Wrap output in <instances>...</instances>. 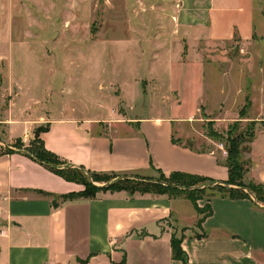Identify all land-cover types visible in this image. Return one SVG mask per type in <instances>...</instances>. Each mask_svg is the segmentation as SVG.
<instances>
[{
    "label": "crops",
    "instance_id": "crops-1",
    "mask_svg": "<svg viewBox=\"0 0 264 264\" xmlns=\"http://www.w3.org/2000/svg\"><path fill=\"white\" fill-rule=\"evenodd\" d=\"M176 1L173 25L191 32L189 37L211 42L237 38L240 43L259 37L264 47L263 0ZM257 69L264 74V64L252 73ZM250 100L262 109L247 119L256 127L246 152L245 179L264 185V77L253 80ZM30 108L19 114L5 111L0 124L6 126V138L27 145L34 127L46 119L39 134L44 148L70 165L144 178L178 173L215 185L228 179L224 160L181 144L174 137L175 120L164 113L128 117L115 131L105 132L99 129L104 118L65 112L47 118L40 110L32 117ZM83 189L24 150H1L0 264H264V204L251 197L198 199L196 206L206 204L208 213L197 211L183 196L168 194L121 190L57 197ZM173 237L180 239L185 261L173 256Z\"/></svg>",
    "mask_w": 264,
    "mask_h": 264
},
{
    "label": "rangeland",
    "instance_id": "rangeland-1",
    "mask_svg": "<svg viewBox=\"0 0 264 264\" xmlns=\"http://www.w3.org/2000/svg\"><path fill=\"white\" fill-rule=\"evenodd\" d=\"M176 2L0 0V122L7 109L19 114L29 103L32 117L40 110L47 118L65 112L107 119L99 125L105 132L128 117L164 113L175 120L174 137L181 144L224 161L235 144L239 160L247 161L249 143L242 136L255 129L256 122L247 119L262 109L250 105L252 82L264 77L258 69L252 73L264 64L262 40L197 41L173 25ZM260 14L264 18V0ZM1 125V150L8 147L5 140L26 147L7 139ZM40 125L30 141L48 121ZM245 174L241 181L248 184ZM196 186L203 188L191 196L198 199L228 194L207 180ZM194 208L208 210L206 204Z\"/></svg>",
    "mask_w": 264,
    "mask_h": 264
},
{
    "label": "trees",
    "instance_id": "trees-1",
    "mask_svg": "<svg viewBox=\"0 0 264 264\" xmlns=\"http://www.w3.org/2000/svg\"><path fill=\"white\" fill-rule=\"evenodd\" d=\"M246 103L249 105L248 101ZM239 113V115L241 116V112ZM236 122H239V120L234 121V129H236V127L238 126ZM45 128L40 129V127H37V129L34 131L35 140L33 142L29 141V144L26 145V147L16 146V148L14 149L6 147L4 151L8 152L12 150H24L26 154H28L31 158L44 164L48 169L60 175L64 179L75 181L84 185V189L80 192L68 193L57 196L58 198H61L63 200L73 199L77 197H93L99 191L113 192L125 190L130 194L138 192L168 194L169 196H175L177 194L186 192L187 194L191 193L190 196L188 195L187 197L191 201L193 206L197 207L196 200L199 197H191L194 196V194L200 193L203 190V188L196 186L197 182L207 180L213 183L212 180L207 178L192 175H182L178 173H172L168 176V178H165L162 173H159L160 179L156 180L154 178H144L138 175L126 173H97L92 172L90 170H86L83 166L70 165L66 161L60 159L58 156L44 148L43 142L39 134ZM215 134L217 138L222 137L220 133ZM242 137L247 138L248 143L251 142L254 137L253 128L251 129L250 134H245ZM35 143L37 145H35ZM248 149L249 146L246 147V151H248ZM238 155L239 153L237 149L235 150V144H232V147L227 150V159L226 161H224V165L228 169V179L224 181L223 185H215V187L221 188L225 192H228L227 195L232 198L247 197L249 194L244 191V188H246L249 193L254 194L256 203L260 202L264 204V185L260 183L256 184L251 181H249L250 183L245 184L243 183V181H241L243 173H246L248 170L249 162L248 160H239ZM85 177H87V180L85 179ZM92 180L103 181L106 183L102 186H99L95 185ZM163 183L166 184L164 185ZM230 185H232V187H230ZM171 246L173 256L185 261L184 255L180 247V239L173 237L171 240Z\"/></svg>",
    "mask_w": 264,
    "mask_h": 264
}]
</instances>
